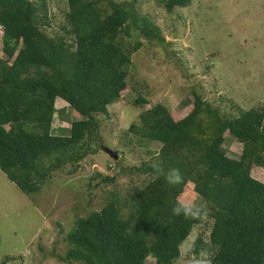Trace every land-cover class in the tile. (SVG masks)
I'll list each match as a JSON object with an SVG mask.
<instances>
[{
	"label": "trees",
	"instance_id": "1",
	"mask_svg": "<svg viewBox=\"0 0 264 264\" xmlns=\"http://www.w3.org/2000/svg\"><path fill=\"white\" fill-rule=\"evenodd\" d=\"M66 2L62 32L51 35L37 1L0 0V170L28 196L40 194L57 169L68 163L76 169L103 149L98 116L108 115V107L132 90V55L142 45L125 38L139 29L165 40L131 3ZM162 2L171 12L192 0ZM192 95L180 111L152 104L129 126L137 143L160 144L151 162L136 169L150 180L125 203L111 192L100 209L78 216L64 237L68 248L60 260L147 264L152 257L154 264H176L194 226L210 225L209 238L199 234L191 244L195 261L206 254L209 264H264V105L225 113L203 94ZM58 98L69 110L56 108ZM136 102L147 99L139 96ZM56 112L69 128L54 130ZM226 132L243 145L238 158L224 147ZM172 169L180 170L178 183L167 179ZM191 193L207 207L175 214ZM18 257L5 255L0 264Z\"/></svg>",
	"mask_w": 264,
	"mask_h": 264
},
{
	"label": "rangeland",
	"instance_id": "2",
	"mask_svg": "<svg viewBox=\"0 0 264 264\" xmlns=\"http://www.w3.org/2000/svg\"><path fill=\"white\" fill-rule=\"evenodd\" d=\"M35 1L42 8L40 15L46 14L50 23L44 26L46 31L51 35L61 33L68 10L66 0ZM116 1L133 4L140 17L165 39L163 43L150 39L139 29L125 38L127 43L142 44L132 55L129 80L133 88L108 107V115L98 116L100 140L104 146L117 149L122 160L116 163L101 148L76 169L68 163L54 171L42 192L32 196L22 193L0 170V261L14 254L20 257L9 264H79L59 259L65 257L68 247L64 237L73 221L100 209L111 192L125 203L150 180L149 175L136 169L151 162L160 144L137 143L127 132L152 104L161 102L180 111L194 100L195 90L225 113L238 114L241 109L264 105V0H192L189 6L171 12L162 0ZM1 34L0 27V38ZM1 47L0 40L3 55ZM139 96L146 98L147 104H138ZM56 108L67 111L69 105L58 98ZM70 117L78 118L75 114ZM69 127L70 123L56 112L54 130ZM225 134L228 136V132ZM242 146L230 136L224 143L228 154L236 158ZM104 176L112 180L106 183ZM184 203L207 207L195 193L189 194ZM209 232L210 225L194 226L176 264H209L206 254L201 255L206 257L202 261H195L190 254L195 238L202 234L207 240ZM154 263L152 257L147 258V264Z\"/></svg>",
	"mask_w": 264,
	"mask_h": 264
},
{
	"label": "clouds",
	"instance_id": "3",
	"mask_svg": "<svg viewBox=\"0 0 264 264\" xmlns=\"http://www.w3.org/2000/svg\"><path fill=\"white\" fill-rule=\"evenodd\" d=\"M167 179L171 183H178L182 179L180 170L179 169L170 170V173H169ZM173 211L177 215L184 214V215L188 216V215L193 214V208H192V206H189V205L177 206L173 209Z\"/></svg>",
	"mask_w": 264,
	"mask_h": 264
},
{
	"label": "water",
	"instance_id": "4",
	"mask_svg": "<svg viewBox=\"0 0 264 264\" xmlns=\"http://www.w3.org/2000/svg\"><path fill=\"white\" fill-rule=\"evenodd\" d=\"M103 150H104L105 152H107V153H108L112 158H114L115 160H117V159L119 158L118 153H117L116 151L110 149L109 147L104 146V147H103Z\"/></svg>",
	"mask_w": 264,
	"mask_h": 264
}]
</instances>
